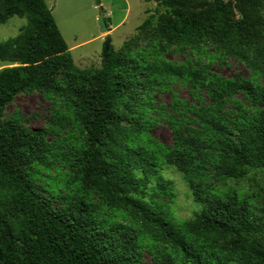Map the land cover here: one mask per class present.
Listing matches in <instances>:
<instances>
[{
  "label": "trees",
  "instance_id": "1",
  "mask_svg": "<svg viewBox=\"0 0 264 264\" xmlns=\"http://www.w3.org/2000/svg\"><path fill=\"white\" fill-rule=\"evenodd\" d=\"M16 12L25 26L0 42V264H140L145 253L152 264H264V0H159L137 28L138 55L109 45L96 69L75 65L44 0H0V25ZM170 47L197 59L167 61ZM202 55L250 76L222 77ZM172 82L191 101L153 100ZM34 91L57 107L46 128L5 118ZM157 123L170 146L149 133ZM164 166L201 205L186 220L152 198L171 196ZM249 171L262 174L257 190L229 185Z\"/></svg>",
  "mask_w": 264,
  "mask_h": 264
},
{
  "label": "rangeland",
  "instance_id": "2",
  "mask_svg": "<svg viewBox=\"0 0 264 264\" xmlns=\"http://www.w3.org/2000/svg\"><path fill=\"white\" fill-rule=\"evenodd\" d=\"M44 1L52 11L54 21L69 47L75 65L81 69L101 67L104 35L106 34L110 35V45L114 51L128 43V49L137 56V48L141 44V42L136 44L133 41L138 34L137 28L154 13L159 2V0L157 2L154 0H100V5H97L95 0ZM99 16H103L106 21L108 30L105 33L100 32ZM25 24V17L20 12H16L0 25V42L14 37ZM205 51L210 52L209 49ZM162 58L170 62L193 64L197 59L193 53H180L172 50L171 47ZM198 59L200 62L208 64L210 71L225 78L241 79L250 76L247 68L232 57H228L224 61L221 59L210 61L205 55H202ZM2 67L3 65L0 66V68ZM172 95L178 99L191 101L188 86L179 82H172L167 90L157 91L153 95V100L161 105L169 106L172 102ZM234 98L248 104L239 94ZM231 107L232 105L229 104L227 109H231ZM56 108L53 101L40 92L34 91L18 94L5 108L4 116L5 118L19 117L22 119L23 125L36 130L47 127ZM149 133L164 145L172 144L171 131L163 123H157L149 130ZM61 136L47 134L46 138L48 142L54 140L56 142ZM161 176L163 180L170 183L171 196L152 195V198L164 206L165 214L172 221L186 220L201 209V205L193 200L186 181L174 168L164 166ZM262 180L260 172L249 171L246 178L231 180L228 183L240 192L251 193L257 190V186L262 183ZM33 182L41 192H47L41 188L42 184H46L43 178H36ZM140 264H152L147 253L143 255Z\"/></svg>",
  "mask_w": 264,
  "mask_h": 264
},
{
  "label": "water",
  "instance_id": "3",
  "mask_svg": "<svg viewBox=\"0 0 264 264\" xmlns=\"http://www.w3.org/2000/svg\"><path fill=\"white\" fill-rule=\"evenodd\" d=\"M155 2H157L158 0H154ZM98 25L100 26V32L101 33H105L108 30V27L104 21V17L103 16H99L98 17ZM110 45V35L106 34L104 35V50H103V55L106 54V52L108 51Z\"/></svg>",
  "mask_w": 264,
  "mask_h": 264
}]
</instances>
